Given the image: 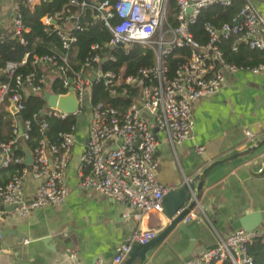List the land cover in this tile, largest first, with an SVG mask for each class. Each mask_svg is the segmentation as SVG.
<instances>
[{"label": "built area", "instance_id": "built-area-1", "mask_svg": "<svg viewBox=\"0 0 264 264\" xmlns=\"http://www.w3.org/2000/svg\"><path fill=\"white\" fill-rule=\"evenodd\" d=\"M43 1L23 0L30 7ZM231 1L176 0L175 25L169 22L167 15L168 0H103L93 3L96 11L93 17L103 22L111 32L107 46L114 48L121 43L127 51L137 43L154 51V68H142L137 77H127L125 80H121L113 70L102 69L105 61H113L115 57L111 53L106 54L99 43L90 45L81 63L70 60L68 50L77 41L75 32L83 29L79 14L90 5L89 0H71L70 4L78 6L79 12L72 13L65 20L58 14L42 16L43 32L46 35L55 34L64 53L58 55L53 47L50 48L51 54L32 55V65L50 67L39 77L34 72L23 75L16 71L18 66L26 63L27 52L20 62H7L0 67V109L7 99L9 111L14 116V137L0 143L2 166L7 167L10 163L22 165L9 180L0 182V218L5 212L3 207L14 206L12 213L24 217L46 206H60L66 202L68 191L64 175L70 161L76 126L72 132L60 133L58 142L49 143L45 136L48 124L41 122L40 130L44 138L34 150L30 149L33 155L30 166L23 165L24 158L13 152V146L18 141L29 139L27 131L30 120L21 122L18 117L23 109L24 96H43L55 79L59 80L64 92L53 94L65 95L72 90L79 103L78 110L68 115L57 107L49 106L44 99L45 104L34 119L44 115L59 119L77 117L79 114L89 116L80 158L78 187L99 192L139 214L161 212L163 198L169 189L157 178L155 153L159 142L153 128L164 132L174 144L191 139L193 104L221 89L224 71L264 72V63L252 67L228 63L219 49L222 40L235 36L233 50H237L242 42L251 49L264 52V17L250 0H244L231 23L216 26L207 22L204 25L208 38L205 43L193 38L190 25L196 21L202 9L213 4L229 5ZM114 18L116 22L112 23ZM58 20H61V24ZM28 31L29 28L22 22L17 1L12 6L9 27L0 33V40L11 37L26 45L23 35ZM175 50L178 51L174 56L180 61L174 73L168 75L166 59ZM97 83H102L112 97L131 96L132 101L123 109L102 101L92 103V86ZM12 85L15 89H12ZM196 149L201 152L203 147ZM28 176L39 180V184L32 195L26 197L24 180ZM194 217L195 213L191 211L187 215L190 219ZM156 235L153 229L134 231L125 243L116 248L112 264H121L134 244H146ZM255 239L264 243V222L253 230L234 229L221 237L214 247L206 248L179 264H220L227 260L232 264H251L247 245ZM71 257L75 255L71 254Z\"/></svg>", "mask_w": 264, "mask_h": 264}, {"label": "crops", "instance_id": "crops-1", "mask_svg": "<svg viewBox=\"0 0 264 264\" xmlns=\"http://www.w3.org/2000/svg\"><path fill=\"white\" fill-rule=\"evenodd\" d=\"M17 1L0 0V33L9 27L12 6ZM250 2L264 17V0ZM171 8L168 0V18ZM223 75L219 91L193 104L191 139L174 144L164 132L153 128L159 142L155 153L157 178L168 189L178 188L210 162L243 149L264 134V72L224 71ZM85 119V127L74 131V144L64 175L66 202L46 206L24 217L3 207L0 264H112L116 248L134 231L153 229L158 234L167 226L169 221L164 210L139 214L99 192L78 187L89 116ZM197 147L203 150L198 152ZM2 160L0 150V166ZM6 176L7 180L11 177L8 173ZM38 184L39 180L26 177V197L32 195ZM191 212L195 217L188 228L194 235L195 246L189 257L215 246L221 237L234 230L233 223L245 214L264 212V145L246 158L215 167L199 207ZM46 239L48 242H44ZM188 242L189 236L176 226L146 254L143 264H168L186 249Z\"/></svg>", "mask_w": 264, "mask_h": 264}, {"label": "trees", "instance_id": "trees-1", "mask_svg": "<svg viewBox=\"0 0 264 264\" xmlns=\"http://www.w3.org/2000/svg\"><path fill=\"white\" fill-rule=\"evenodd\" d=\"M18 1L22 22L29 28V31L25 32L23 35L27 44H21L17 39L11 37L0 40V67H3L7 62H20L27 52L29 56L26 63L18 66L16 71L23 75L34 72L36 76L39 77L43 75L44 71H49L50 67H37L32 65V55L51 54L50 48L53 47L56 48L55 52L58 55L64 53L58 37L55 34L46 35L43 32V25L40 18L44 15L58 14L62 20H65V18L72 13H78L79 7L70 4L71 0H44L32 7L28 6L23 0ZM100 1L103 0H89L90 5L84 7L80 12L79 18L83 29L75 32L77 41L68 50L70 60L72 62L78 61L81 63L87 55L90 45L92 43H99L103 46L106 54L111 53L115 57L113 61H105L102 64V69L113 70L121 80H125L127 77H137L139 75V70L142 68H154L155 54L150 47L134 43L131 45L130 49L126 51L122 46L111 48L106 45L111 38V32L103 22L93 17L96 11L92 7V4ZM109 1L112 2L113 0ZM169 1L172 6L169 14V22L175 25L177 23L174 18L176 0ZM243 4V0H232L229 5L213 4L202 9L196 21L190 25L193 38L200 43H205L208 38L204 30V25L207 22H211L216 26H221L224 23H231L233 17L239 13ZM58 22L61 24V20H58ZM111 22L115 23L116 19H112ZM234 38L235 36L224 39L219 43V49L228 63L250 67L264 63L263 51L251 49L242 42L238 44L237 50H233L232 43ZM177 51L178 50L172 52L166 59L169 70L168 75L174 73L177 63L180 61L179 58L174 56ZM122 84H124V82ZM12 89H15L14 85H12ZM48 89L51 93L64 92L61 83L57 79L50 83ZM117 89L120 91V87ZM131 92L134 94L133 90H131ZM91 93L92 103L102 101L112 104L119 109H123L132 101L131 96L126 97L118 95L112 97L105 90L102 83L93 84ZM9 94H11V92ZM22 103L23 109L19 112L18 117L21 122L30 120V128L27 131L29 139L25 142L18 141L13 146V152L16 156L21 157L24 155L23 146H27L29 149L34 150L39 141L44 138L43 132L40 130L41 122L44 121L48 124V131L45 133V136L49 143L58 142L60 133L72 132L76 126V116H67L65 119H59L54 116L44 115L34 119V115L45 104L42 95L26 94ZM2 107L0 109V143H6L14 137V116L10 114L7 99ZM21 167L22 165L20 163H10L7 167L0 166V182H2V179L5 181L8 179L6 176L7 173L13 175L17 170L21 169ZM247 254L251 257V264H264V243L260 239H255L252 243L247 245ZM220 264L232 263L227 260Z\"/></svg>", "mask_w": 264, "mask_h": 264}, {"label": "water", "instance_id": "water-1", "mask_svg": "<svg viewBox=\"0 0 264 264\" xmlns=\"http://www.w3.org/2000/svg\"><path fill=\"white\" fill-rule=\"evenodd\" d=\"M117 46H121V43H118ZM218 67L219 63H217V68ZM43 97L49 106L57 107V109L68 115H73L79 108V103L72 90H70L67 94L60 96L50 93L49 91H45L43 93ZM12 110L14 111V109ZM47 131L48 130H46L45 133H47ZM20 132L21 131L19 130V133ZM263 145L264 134L253 139L251 143L246 145L243 149L237 150L236 152H233L221 159L210 162L199 173L195 174L189 180H185L178 188L169 189L162 201L165 216L169 221L167 226L163 230L159 231L158 234L146 244H134L131 247L127 258L121 264H143L146 259V254L153 248L157 247L176 226L178 227V231L189 236V242L186 249L168 264H179L182 260L188 258L194 249L195 239L194 235L188 228V224L191 219L187 218V215L190 211L199 207V201L209 175L215 167L246 158L252 155ZM24 153L25 156L22 164L30 166L33 163V155L27 146L24 147ZM8 208L13 209L14 206H10ZM263 222L264 212H254L245 214L242 218L236 220L232 226L234 229L242 228L245 230H253L262 225ZM2 235L3 233L0 231V237ZM47 239L44 240V242H48Z\"/></svg>", "mask_w": 264, "mask_h": 264}, {"label": "rangeland", "instance_id": "rangeland-1", "mask_svg": "<svg viewBox=\"0 0 264 264\" xmlns=\"http://www.w3.org/2000/svg\"><path fill=\"white\" fill-rule=\"evenodd\" d=\"M87 115L86 114H79L78 116H77V119H78V122H77V124H76V128H84L85 127V124H86V119H85V117H86Z\"/></svg>", "mask_w": 264, "mask_h": 264}]
</instances>
